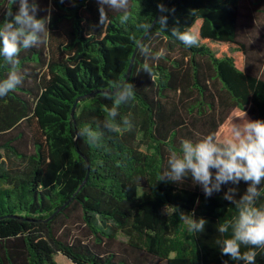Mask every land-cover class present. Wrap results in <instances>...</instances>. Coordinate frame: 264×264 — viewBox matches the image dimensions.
I'll use <instances>...</instances> for the list:
<instances>
[{"label":"trees","instance_id":"1","mask_svg":"<svg viewBox=\"0 0 264 264\" xmlns=\"http://www.w3.org/2000/svg\"><path fill=\"white\" fill-rule=\"evenodd\" d=\"M37 3L38 18L51 13L48 42L21 50L23 83L0 98V264H57V255L72 264H243L216 241L217 227L237 215L224 193L234 187L239 199L247 185L206 197L190 176L159 178L182 139H222L243 112L264 120V48L254 52L242 35L253 13L264 16V0H130V20L122 25L106 9L103 27L96 0ZM17 8L0 0V24ZM139 23L152 25L142 42L165 55L154 61L137 50L128 76L146 33ZM172 28L194 32L198 45L186 47ZM10 70L0 56V80ZM124 82L135 94L112 120L109 94ZM84 128L99 138L74 139ZM11 159L24 169L9 170ZM181 213L204 218V231L190 232ZM256 251L264 264V249Z\"/></svg>","mask_w":264,"mask_h":264},{"label":"clouds","instance_id":"2","mask_svg":"<svg viewBox=\"0 0 264 264\" xmlns=\"http://www.w3.org/2000/svg\"><path fill=\"white\" fill-rule=\"evenodd\" d=\"M99 11V24L103 27L109 23L107 10L121 13L120 23L126 24L131 17L130 0H96ZM18 5L15 13L8 11L6 18L0 24V56L10 66L7 77L0 80V98L7 96L18 86L22 85L24 77L17 69L19 54L22 49L28 50L45 45L50 35L47 25L51 22V13L44 17L37 16L39 6L37 0H15ZM164 13L169 10L163 4L158 6ZM167 15H161L156 23L161 30L167 29ZM138 28L145 31L152 25L139 23ZM171 34L186 47L198 45V36L190 30L181 31L172 28ZM139 54L158 61L165 55V49L152 53L151 49L141 41H137ZM143 71L152 78V68L146 62ZM135 87L130 82L117 83L109 98L114 101L108 116L115 120L119 115L121 104L127 103L134 97ZM123 124L131 129L129 118L123 119ZM111 131L116 129L110 121L104 125ZM87 137L95 142L100 133L91 128L78 131L74 139ZM191 177L194 184L201 186L206 197L220 192L222 185H239L244 182L245 192L236 198V188L230 187L223 198L230 201L237 209V215L217 227L223 237L216 241L222 255L229 256L233 261L243 264H256L258 255L256 249H264V206H257V201L264 196V120H250L246 113L240 121H230L228 135L218 138L215 134H208L195 141L182 139L180 151H171L167 160V168L161 173L159 180L183 183L185 178ZM180 219L192 233H200L205 229L207 221L204 218H194V214H180ZM231 232L230 235H225ZM245 246L247 251L242 252ZM227 264V261H225Z\"/></svg>","mask_w":264,"mask_h":264},{"label":"rangeland","instance_id":"3","mask_svg":"<svg viewBox=\"0 0 264 264\" xmlns=\"http://www.w3.org/2000/svg\"><path fill=\"white\" fill-rule=\"evenodd\" d=\"M254 19H252V27L245 29L242 32L243 37L246 38L248 45L254 50V52H259L263 50L264 45V16L258 12L253 13ZM6 166L9 170H22L24 169V164L20 163L15 159L7 161ZM147 192L146 189H140V194ZM120 239L124 238L120 236ZM57 264H72L67 258L62 255H57L55 257Z\"/></svg>","mask_w":264,"mask_h":264},{"label":"water","instance_id":"4","mask_svg":"<svg viewBox=\"0 0 264 264\" xmlns=\"http://www.w3.org/2000/svg\"><path fill=\"white\" fill-rule=\"evenodd\" d=\"M150 30H151V28H150L149 30L146 31V33L143 35V37H142L141 40H140L141 42L147 37V35L149 34ZM137 50H138V47L136 46V49H135L134 54H133V56H132V61H131V64H130V67H129V70H128V76H129L130 73H131V69H132V66H133V63H134V60H135V56H136ZM74 110H75V105H74V107H73L72 116L74 115V114H73ZM55 214H56V213H55ZM51 218H52V217H50V219H51Z\"/></svg>","mask_w":264,"mask_h":264}]
</instances>
